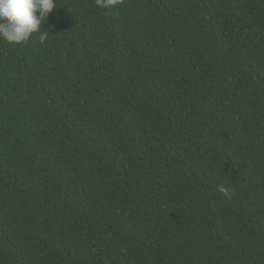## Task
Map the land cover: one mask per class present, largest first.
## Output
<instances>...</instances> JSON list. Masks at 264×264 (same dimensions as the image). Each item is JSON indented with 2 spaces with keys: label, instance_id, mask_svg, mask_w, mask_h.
Masks as SVG:
<instances>
[{
  "label": "trees",
  "instance_id": "trees-1",
  "mask_svg": "<svg viewBox=\"0 0 264 264\" xmlns=\"http://www.w3.org/2000/svg\"><path fill=\"white\" fill-rule=\"evenodd\" d=\"M54 2L0 40V264H264V0Z\"/></svg>",
  "mask_w": 264,
  "mask_h": 264
},
{
  "label": "clouds",
  "instance_id": "clouds-1",
  "mask_svg": "<svg viewBox=\"0 0 264 264\" xmlns=\"http://www.w3.org/2000/svg\"><path fill=\"white\" fill-rule=\"evenodd\" d=\"M113 3L114 0H97L101 7H109ZM56 7L54 0H0V40L20 45L37 34L39 43L43 45L49 33L42 29V25ZM218 191L226 193L228 190L220 186Z\"/></svg>",
  "mask_w": 264,
  "mask_h": 264
}]
</instances>
